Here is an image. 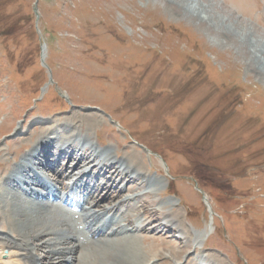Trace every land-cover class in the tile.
<instances>
[{"label":"rangeland","instance_id":"1","mask_svg":"<svg viewBox=\"0 0 264 264\" xmlns=\"http://www.w3.org/2000/svg\"><path fill=\"white\" fill-rule=\"evenodd\" d=\"M216 1L264 33V0ZM190 12L172 0H0V185L38 141L75 132L118 159L106 178L119 190L102 207L140 194L117 223L144 221L136 238L149 264H264V74ZM61 158H47L52 179ZM120 164L135 182L114 174Z\"/></svg>","mask_w":264,"mask_h":264},{"label":"bare ground","instance_id":"2","mask_svg":"<svg viewBox=\"0 0 264 264\" xmlns=\"http://www.w3.org/2000/svg\"><path fill=\"white\" fill-rule=\"evenodd\" d=\"M172 1H177L179 5L192 10L194 13H190L209 25L214 33L219 31L230 34L233 41L237 40V45L242 48L240 51L243 54L246 51L250 52L248 60L252 65L258 67L260 73L264 74L263 32L252 29L245 21L235 17V13L225 10L216 0ZM179 8L182 10L181 7ZM221 11L225 12L221 14ZM238 40H241L242 43L240 44ZM43 55L46 57L45 49ZM58 134L56 135V132L53 131L51 136L38 141L33 150L23 157L21 163L16 165V169L11 170L8 177L3 180V184L0 185V211L3 212L7 224H9L7 232H4L5 229L2 226L5 222L0 221V231L2 232H0V247L1 250L7 249L9 251V258L7 260L0 258V264H149L147 261L149 254L148 257L144 258L143 251L140 249L141 246L139 247L137 243L138 238H136L137 234H141L140 232H143L146 226L144 221L137 219V222H133L127 218L128 215L126 214L125 221L127 224L117 223L121 218L117 220L119 214L116 211H121L123 205H126L128 201H134L135 197L140 194L136 193L129 197H123L120 202H112L108 206L102 207L101 205L114 197L113 190L118 189L117 186L120 184L112 178L109 180L106 178L107 172L114 170V164L118 161L113 157V150L107 149L106 153L101 152L100 149H97L96 144H90L88 138L85 139L84 136L76 138L75 132L71 134L72 137L70 136L68 140L63 138L58 140ZM54 144H58L59 151L51 154L50 150ZM87 146L94 148L89 154H86L84 150V147ZM68 153H70L69 156ZM51 155L56 158L54 160L56 162L59 161V156L64 157L61 158L64 161L67 160L65 169L62 171L54 170L53 179L48 175L51 166L48 164L47 158ZM106 164H108L107 168H105ZM30 165H32L31 169L29 168ZM127 166L120 164L114 174L117 177L123 174L121 180H125L130 174L132 175L130 180L135 182L136 175L139 176V174L130 172L129 170L133 167L126 169ZM94 169L97 170L96 174L93 173ZM16 175L20 176L16 178ZM102 176L106 178L107 183L105 185L93 183ZM60 177L71 184L67 185L66 182L62 184L59 180ZM46 179L50 183L45 184ZM83 182L86 183L85 186L82 184ZM151 182L149 185L155 186L160 181L153 179ZM109 187L111 188L109 189ZM62 188L69 191L68 196L61 195ZM21 191H29L33 197L19 196L18 193ZM98 191L107 192V197L95 199ZM115 196L117 197V195ZM50 197H62L63 200L77 199L82 201L84 199L89 206H81L82 213L76 219V214L63 211L58 205L49 202ZM131 197L134 198L131 199ZM44 199L46 200L44 201ZM36 201H41L42 204L36 203ZM168 203L171 204V212L173 207L178 204L175 200H170ZM132 212L135 214L134 210ZM166 218V225L176 223L175 219L168 216ZM79 225H83V232L78 229L77 226ZM212 232L213 225L195 235V243L198 242V245H201L200 239L205 240ZM182 239H184L187 247L189 244L188 237L183 238L182 236ZM157 254L155 253L152 259L154 256L155 259L158 258ZM170 255L181 260L186 257L187 251L186 249L170 251ZM54 259L56 261L52 262ZM148 260L151 261V259Z\"/></svg>","mask_w":264,"mask_h":264},{"label":"water","instance_id":"3","mask_svg":"<svg viewBox=\"0 0 264 264\" xmlns=\"http://www.w3.org/2000/svg\"><path fill=\"white\" fill-rule=\"evenodd\" d=\"M35 13H36V15L38 16L37 5H36V7H35Z\"/></svg>","mask_w":264,"mask_h":264}]
</instances>
